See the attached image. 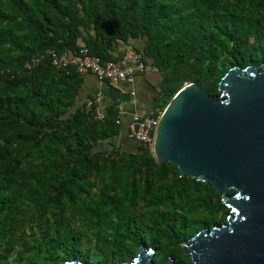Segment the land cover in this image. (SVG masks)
<instances>
[{"label":"trees","instance_id":"trees-1","mask_svg":"<svg viewBox=\"0 0 264 264\" xmlns=\"http://www.w3.org/2000/svg\"><path fill=\"white\" fill-rule=\"evenodd\" d=\"M136 40L157 69L153 111L178 91L173 81L218 99L230 69L264 64V0H0V264L11 254L13 264H122L141 246L161 256L154 264H192L180 244L226 222L210 184L128 137L116 146L117 101L96 120L78 103L82 76L47 59L23 67L81 46L114 60Z\"/></svg>","mask_w":264,"mask_h":264},{"label":"water","instance_id":"water-1","mask_svg":"<svg viewBox=\"0 0 264 264\" xmlns=\"http://www.w3.org/2000/svg\"><path fill=\"white\" fill-rule=\"evenodd\" d=\"M168 84L178 91L149 153L157 164L174 165L180 177L210 184L230 209L226 223L182 242L183 254L192 264H264V64L230 69L218 99L185 80ZM153 253L141 246L122 264H154Z\"/></svg>","mask_w":264,"mask_h":264},{"label":"built area","instance_id":"built-area-1","mask_svg":"<svg viewBox=\"0 0 264 264\" xmlns=\"http://www.w3.org/2000/svg\"><path fill=\"white\" fill-rule=\"evenodd\" d=\"M45 59L58 70L71 69L80 76L92 75L99 82L110 86H116L120 82L132 80L146 73H157V69L145 65L142 56L131 47L126 48L120 57L104 62L96 56H91L83 46L74 53H69L67 50L62 52L49 50L43 55H37L25 61L23 67L26 71H31ZM102 101L101 94L87 98L83 103L85 113L92 114L96 120H102L105 116L104 111L99 107ZM162 112L155 109L147 116L135 117L129 125L128 138L151 151L154 133Z\"/></svg>","mask_w":264,"mask_h":264},{"label":"crops","instance_id":"crops-1","mask_svg":"<svg viewBox=\"0 0 264 264\" xmlns=\"http://www.w3.org/2000/svg\"><path fill=\"white\" fill-rule=\"evenodd\" d=\"M138 44V40L119 44L111 51V55L116 59L122 55L126 48ZM82 78L83 83L79 91L78 103H84L87 98L96 94L102 95L103 101L99 106L101 109L115 101L119 103V121L122 132L115 143L117 147L121 140L128 137L129 125L135 117L147 116L153 112L152 103L159 87V78L154 73L136 76L134 79L120 82L116 86L101 83L92 75H84Z\"/></svg>","mask_w":264,"mask_h":264},{"label":"rangeland","instance_id":"rangeland-1","mask_svg":"<svg viewBox=\"0 0 264 264\" xmlns=\"http://www.w3.org/2000/svg\"><path fill=\"white\" fill-rule=\"evenodd\" d=\"M165 107H166V106H165ZM223 206H224V209H223V210H220L219 212L216 213V218H217V219H219V218L222 216V214H225L227 211H229V214H230V209H229L227 206H225L224 204H223ZM199 215L202 216V217H204V216L207 215V213H206V212H204V213H199ZM227 217H228V216H227ZM226 222H227V218H226ZM226 222H225V223H226ZM28 233H30V232H28ZM138 254H139V251H138V253H137L132 259H130L129 261H127V262H125V263H128V262L134 260V259L138 256ZM160 255H161V254H160ZM185 256H186V255H185ZM13 257H14V254H11V255L8 257V260H7L6 264H13V263H14V259H13ZM187 257L190 259L189 256H187ZM154 260H156V261L161 260V256H157V257L155 258V254L153 253V262H154ZM190 261H191V260H190ZM167 262H168V260H167L165 263H167ZM65 263H66V262L61 261V255H53V256L51 257V263H50V264H65ZM165 263H163V264H165Z\"/></svg>","mask_w":264,"mask_h":264}]
</instances>
